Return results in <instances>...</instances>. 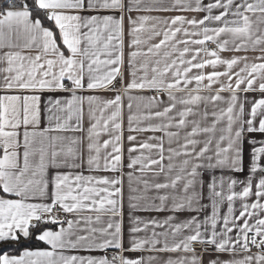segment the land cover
I'll return each mask as SVG.
<instances>
[{
	"label": "snow or ice",
	"instance_id": "6c2138e0",
	"mask_svg": "<svg viewBox=\"0 0 264 264\" xmlns=\"http://www.w3.org/2000/svg\"><path fill=\"white\" fill-rule=\"evenodd\" d=\"M0 264H264V0H2Z\"/></svg>",
	"mask_w": 264,
	"mask_h": 264
},
{
	"label": "trees",
	"instance_id": "16d2710c",
	"mask_svg": "<svg viewBox=\"0 0 264 264\" xmlns=\"http://www.w3.org/2000/svg\"><path fill=\"white\" fill-rule=\"evenodd\" d=\"M0 2H2V0H0Z\"/></svg>",
	"mask_w": 264,
	"mask_h": 264
}]
</instances>
